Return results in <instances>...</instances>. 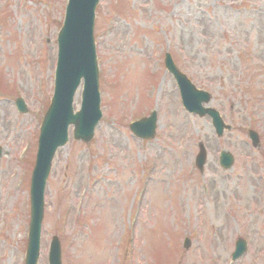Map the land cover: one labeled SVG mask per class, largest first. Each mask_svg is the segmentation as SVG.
Segmentation results:
<instances>
[{"label": "rangeland", "instance_id": "obj_1", "mask_svg": "<svg viewBox=\"0 0 264 264\" xmlns=\"http://www.w3.org/2000/svg\"><path fill=\"white\" fill-rule=\"evenodd\" d=\"M66 1L0 0V264H24L30 173ZM100 1L103 117L91 143L71 130L53 161L38 264H49L53 236L63 264H264V147L254 149L247 134L259 129L264 139V0ZM167 51L213 93L211 105L233 127L223 137L209 117L183 108ZM18 96L28 113L16 111ZM80 102L81 92L74 108ZM153 109L157 138L141 141L129 124ZM200 141L204 175L194 165ZM223 149L236 158L230 170L220 166ZM239 237L248 251L233 262Z\"/></svg>", "mask_w": 264, "mask_h": 264}, {"label": "water", "instance_id": "obj_2", "mask_svg": "<svg viewBox=\"0 0 264 264\" xmlns=\"http://www.w3.org/2000/svg\"><path fill=\"white\" fill-rule=\"evenodd\" d=\"M98 0H72L68 10L67 21L65 28L60 37V57L61 69L63 74L60 78V86L57 88V95L54 100V105L50 108L41 139V147L39 152L38 166L34 172L32 185V218L30 227V245L29 257L27 264H36V257L39 254V240L41 233V224L43 216V193L44 180L49 171L50 162L57 146L65 143V129L72 122L88 121L93 115L98 106L97 94V70L94 56L93 43V21L94 12ZM85 77L86 90L84 93L83 111L78 116H71V103L73 93L76 86L79 85L80 79ZM66 78L64 81L63 79ZM180 85L183 92L185 104L189 109H193L197 98L196 92H192V88L188 85L185 79L180 78ZM60 87V88H59ZM65 93V95H62ZM199 103H196L198 106ZM198 108V107H197ZM198 112H201L197 109ZM211 113L210 109L206 110ZM202 113V112H201ZM215 125L218 133L221 134L225 125L221 122L218 114H215ZM78 136H83L82 128L77 132ZM254 144L257 145L259 140L255 134H252ZM60 243L54 238L51 250V264H61L60 261Z\"/></svg>", "mask_w": 264, "mask_h": 264}]
</instances>
